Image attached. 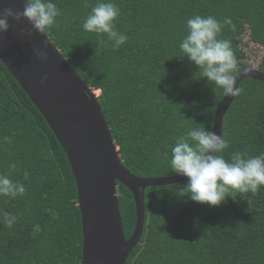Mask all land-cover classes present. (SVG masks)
I'll return each mask as SVG.
<instances>
[{"label": "trees", "instance_id": "1", "mask_svg": "<svg viewBox=\"0 0 264 264\" xmlns=\"http://www.w3.org/2000/svg\"><path fill=\"white\" fill-rule=\"evenodd\" d=\"M53 2L62 14L44 34L98 91L120 160L137 177L175 175L169 161L176 138L189 128L212 130L216 105L224 96L179 49L187 19L231 18L236 30L226 26L221 38L232 42L237 71L250 68L242 62L247 35L262 49L254 69L264 73V0H111L120 9L116 28L128 37L115 50L106 36L82 27L97 0ZM238 89L222 119L221 136L229 143L221 153L226 160L236 152L249 157L264 153V82L243 79ZM0 173L26 188L14 200L0 197V264H80L81 221L67 157L1 61ZM186 183L143 190L142 234L125 264H264V187L209 208L180 197ZM117 203L128 239L135 205L121 184ZM4 213L16 217L13 227L4 223Z\"/></svg>", "mask_w": 264, "mask_h": 264}, {"label": "water", "instance_id": "2", "mask_svg": "<svg viewBox=\"0 0 264 264\" xmlns=\"http://www.w3.org/2000/svg\"><path fill=\"white\" fill-rule=\"evenodd\" d=\"M23 4L24 0H0V12L7 7L22 11ZM9 23L8 32L0 33V61L41 114L67 157L81 221L80 264H125L142 234L143 190L187 178L176 174L140 178L129 172L117 153L95 91L67 64L44 33L35 32L27 20ZM34 48L46 51L47 61L38 59ZM235 75L236 88L243 79L264 82V73L254 68L241 66ZM45 76L46 83H41ZM234 96L224 95L216 105L212 131L218 136ZM117 184L131 192L135 205V226L128 239L118 210Z\"/></svg>", "mask_w": 264, "mask_h": 264}, {"label": "clouds", "instance_id": "3", "mask_svg": "<svg viewBox=\"0 0 264 264\" xmlns=\"http://www.w3.org/2000/svg\"><path fill=\"white\" fill-rule=\"evenodd\" d=\"M61 10L53 0H24L23 10L4 8L0 12V33H7L9 21L27 20L33 30L46 33L57 26ZM120 16L119 7L111 0H97L95 6L85 18L82 27L86 32L98 37H107L113 50L127 42L128 37L119 32L116 22ZM231 31L236 26L231 18L222 21L213 16L196 15L186 21V34L179 43L184 58L194 64L208 83L220 88L225 96L239 94L236 85L237 61L232 42L221 38L225 27ZM47 47V46H45ZM33 52L41 61H47L46 51L34 48ZM45 76L41 83H46ZM8 137L4 140L8 141ZM229 148L228 141L206 128H189L176 138L171 147L170 166L176 175L187 178L186 185L180 187V197H188L192 202L209 208L220 207L229 199H236V193L245 196L255 195L264 187V153L247 156L236 152L226 160L221 154ZM15 165H11L15 170ZM24 178H28L25 172ZM26 192L23 183L13 180L8 173H0V197L16 199ZM187 193V195H183ZM4 223L11 228L16 217L4 213Z\"/></svg>", "mask_w": 264, "mask_h": 264}, {"label": "rangeland", "instance_id": "4", "mask_svg": "<svg viewBox=\"0 0 264 264\" xmlns=\"http://www.w3.org/2000/svg\"><path fill=\"white\" fill-rule=\"evenodd\" d=\"M241 47L244 54L242 62L249 65L250 68H255L260 60L262 49L249 42L247 35L243 36ZM95 94L98 96V91H95Z\"/></svg>", "mask_w": 264, "mask_h": 264}]
</instances>
